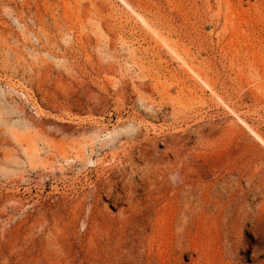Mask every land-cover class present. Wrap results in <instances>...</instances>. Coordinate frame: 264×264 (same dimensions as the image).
Wrapping results in <instances>:
<instances>
[{
    "label": "rangeland",
    "instance_id": "374dc122",
    "mask_svg": "<svg viewBox=\"0 0 264 264\" xmlns=\"http://www.w3.org/2000/svg\"><path fill=\"white\" fill-rule=\"evenodd\" d=\"M189 188L176 264L208 193L264 244V0H0V264H160Z\"/></svg>",
    "mask_w": 264,
    "mask_h": 264
},
{
    "label": "bare ground",
    "instance_id": "6f19581e",
    "mask_svg": "<svg viewBox=\"0 0 264 264\" xmlns=\"http://www.w3.org/2000/svg\"><path fill=\"white\" fill-rule=\"evenodd\" d=\"M66 160H70V158H66ZM185 194L180 198L178 197L177 202L171 203L168 208L173 215L169 228L174 231L173 233L168 231L167 247L163 252L160 264H176V255L178 253L184 252L187 247L192 249V242L197 232L195 219L192 214L194 211V189L189 188ZM230 197L225 199L224 195L220 193H208L207 200L202 203L201 208L204 209L205 215L203 222L209 225V229L206 228L207 232L210 233L208 234L210 237L208 241L209 249L211 250L213 241L218 242L221 250V259L212 258L209 251L208 253L197 251L198 264H247L244 259L247 257L248 252L250 253L252 264H264V260L261 262L257 260L260 254L264 255V244L257 242V236H254L256 244L252 241V243L245 245L244 237L246 231L248 235L254 232L262 211L257 212L255 215H250L245 212L244 202L246 198ZM145 204V201L138 200L136 204L131 205L134 210L133 219L137 226L141 225L140 221L146 217L145 210L147 206ZM206 225L204 226L206 227ZM213 238L216 239L213 240ZM185 241L187 244H185ZM242 254L244 255L242 256Z\"/></svg>",
    "mask_w": 264,
    "mask_h": 264
}]
</instances>
